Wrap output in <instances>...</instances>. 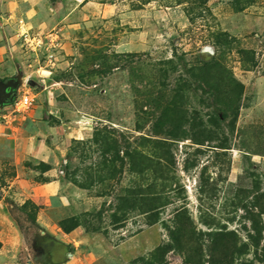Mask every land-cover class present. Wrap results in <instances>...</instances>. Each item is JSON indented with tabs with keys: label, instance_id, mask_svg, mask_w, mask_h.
Returning a JSON list of instances; mask_svg holds the SVG:
<instances>
[{
	"label": "rangeland",
	"instance_id": "1",
	"mask_svg": "<svg viewBox=\"0 0 264 264\" xmlns=\"http://www.w3.org/2000/svg\"><path fill=\"white\" fill-rule=\"evenodd\" d=\"M11 80L0 264H264V0H0Z\"/></svg>",
	"mask_w": 264,
	"mask_h": 264
},
{
	"label": "water",
	"instance_id": "2",
	"mask_svg": "<svg viewBox=\"0 0 264 264\" xmlns=\"http://www.w3.org/2000/svg\"><path fill=\"white\" fill-rule=\"evenodd\" d=\"M19 86V81L11 80L7 83H0V103L9 98L12 92Z\"/></svg>",
	"mask_w": 264,
	"mask_h": 264
},
{
	"label": "built area",
	"instance_id": "3",
	"mask_svg": "<svg viewBox=\"0 0 264 264\" xmlns=\"http://www.w3.org/2000/svg\"><path fill=\"white\" fill-rule=\"evenodd\" d=\"M32 103L33 99L25 95L15 103L14 112L16 114H22L32 106Z\"/></svg>",
	"mask_w": 264,
	"mask_h": 264
},
{
	"label": "trees",
	"instance_id": "4",
	"mask_svg": "<svg viewBox=\"0 0 264 264\" xmlns=\"http://www.w3.org/2000/svg\"><path fill=\"white\" fill-rule=\"evenodd\" d=\"M162 250H163L162 248H159V250H157V252L155 253V255L158 254V253H160Z\"/></svg>",
	"mask_w": 264,
	"mask_h": 264
}]
</instances>
